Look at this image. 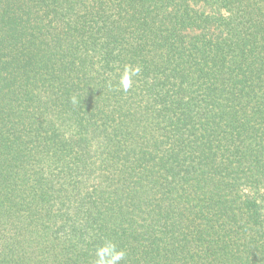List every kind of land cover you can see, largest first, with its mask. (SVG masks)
<instances>
[{"label": "trees", "instance_id": "16d2710c", "mask_svg": "<svg viewBox=\"0 0 264 264\" xmlns=\"http://www.w3.org/2000/svg\"><path fill=\"white\" fill-rule=\"evenodd\" d=\"M107 242L264 264V0H0V264Z\"/></svg>", "mask_w": 264, "mask_h": 264}, {"label": "clouds", "instance_id": "9594fccd", "mask_svg": "<svg viewBox=\"0 0 264 264\" xmlns=\"http://www.w3.org/2000/svg\"><path fill=\"white\" fill-rule=\"evenodd\" d=\"M140 71L139 66L125 65L119 79V86L123 91L127 92L132 87L133 77L139 75ZM76 102V99L73 98V103L75 104ZM124 257L125 252L123 250H118L114 243L107 242L97 249L96 264H118Z\"/></svg>", "mask_w": 264, "mask_h": 264}]
</instances>
